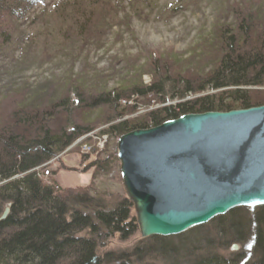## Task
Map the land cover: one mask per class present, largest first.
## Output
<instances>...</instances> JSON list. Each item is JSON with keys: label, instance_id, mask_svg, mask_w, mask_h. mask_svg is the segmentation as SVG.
<instances>
[{"label": "rangeland", "instance_id": "374dc122", "mask_svg": "<svg viewBox=\"0 0 264 264\" xmlns=\"http://www.w3.org/2000/svg\"><path fill=\"white\" fill-rule=\"evenodd\" d=\"M75 4V0H45L32 9L22 5L20 20L0 18V123L18 105L33 106L37 101L47 105L70 95L74 102L73 87L87 90L90 96L85 99L90 100L94 94L134 85L147 89L155 83L156 74L174 82L194 76L202 79L219 66L220 37L236 34L240 18L264 11V0H81ZM171 87L168 83L164 98L130 92L120 102L122 120L114 123L108 122L111 116L103 108L85 113L84 124L88 119L89 124L98 125L50 162V175L43 170L44 180H56V172L63 191L91 189L88 200L96 199L95 204L105 210L116 209L128 197L118 160L121 137L110 133L112 125L125 121L130 126H151V113L219 94L207 90L181 100ZM250 91L253 108L264 106V87ZM70 121L62 119L58 126L67 127ZM78 203L82 209L88 205ZM242 209L247 211L234 214L232 221L218 225L215 219L165 238L164 245L143 239L137 220L126 236H109V230L100 229L99 224L95 232L86 230L83 235L97 241L102 264H193L212 255L230 264H252L256 211ZM130 215V221L136 219L135 210ZM235 222L243 226L238 236L231 228ZM234 245L238 250H233Z\"/></svg>", "mask_w": 264, "mask_h": 264}, {"label": "trees", "instance_id": "16d2710c", "mask_svg": "<svg viewBox=\"0 0 264 264\" xmlns=\"http://www.w3.org/2000/svg\"><path fill=\"white\" fill-rule=\"evenodd\" d=\"M80 1L75 0V5H79ZM44 2L0 0V18L3 21L20 20L22 5L32 9ZM224 34V38L220 37L223 50L219 66L202 79L194 76L174 82L171 78L157 77L156 74L155 83L147 89L134 85L124 91L104 92L98 96L94 94L90 100L85 99L90 96L87 90L82 87L76 90L73 87L71 92L77 97L74 102L71 95L58 102L50 100L47 105L42 104L40 98V102L37 101L33 106L18 105V110L3 118L0 123V217L7 205L11 204L12 208L10 216L0 222V264L103 263L97 257V241L83 233L86 230L95 232L100 225L103 227L100 229L109 230V236L115 233L126 236L136 222V219L130 221L133 204L126 199L116 209L105 210L95 204L96 199L88 200V191L91 193V189L80 193L63 191L56 180L46 182L42 174L45 166L96 128L98 124H89L88 119L86 124L81 121L85 113L103 108L111 116L108 122L114 123L123 118L119 113L120 102L128 98L130 92L140 96L153 94L159 98L163 95L164 98L167 84L170 83L171 91L181 100L187 94L204 93L207 90L219 94L206 95L151 113L148 117L151 126H130V123L120 121L109 129L112 135L122 137L136 130L161 126L189 114L226 113L253 108L250 89L264 87V11L256 16L240 18L236 34ZM67 117L71 125L58 126ZM98 165L94 163L92 166ZM103 169L101 167L99 171ZM56 175V172L53 173L54 177ZM79 201L88 202L85 209L79 208ZM96 206L98 208L94 210ZM88 209H93V213H87ZM243 211L247 210L236 209L230 215L216 219V224L225 220L232 221L235 219L232 217L234 214ZM255 211L252 264H264V207L255 208ZM231 228L237 236L243 233L241 222L232 223ZM152 240L159 245L167 241L160 237H153ZM193 264L230 262L212 255Z\"/></svg>", "mask_w": 264, "mask_h": 264}, {"label": "water", "instance_id": "95a60500", "mask_svg": "<svg viewBox=\"0 0 264 264\" xmlns=\"http://www.w3.org/2000/svg\"><path fill=\"white\" fill-rule=\"evenodd\" d=\"M117 148L143 239L179 236L236 209L264 207V106L184 115L123 135ZM9 214L10 206L0 221Z\"/></svg>", "mask_w": 264, "mask_h": 264}, {"label": "built area", "instance_id": "2783aa9c", "mask_svg": "<svg viewBox=\"0 0 264 264\" xmlns=\"http://www.w3.org/2000/svg\"><path fill=\"white\" fill-rule=\"evenodd\" d=\"M49 164H51V163H49ZM49 164L47 166H45V170H46L45 174L48 175V176L50 175V170L47 169V167L49 166Z\"/></svg>", "mask_w": 264, "mask_h": 264}, {"label": "bare ground", "instance_id": "6f19581e", "mask_svg": "<svg viewBox=\"0 0 264 264\" xmlns=\"http://www.w3.org/2000/svg\"><path fill=\"white\" fill-rule=\"evenodd\" d=\"M36 171H37V170H36ZM9 206H10V214H11V208H12V205L9 204L8 207H9ZM3 214H4V213H3ZM3 214H2V216H3ZM10 214H9V216H10ZM2 216H1V217H2ZM9 216H8V217H9ZM1 217H0V219H1ZM8 217H7V218H8ZM0 222H2V221H0ZM234 246H235V245H234ZM236 246H237V245H236ZM232 248H233V247H232Z\"/></svg>", "mask_w": 264, "mask_h": 264}, {"label": "crops", "instance_id": "0c3cea01", "mask_svg": "<svg viewBox=\"0 0 264 264\" xmlns=\"http://www.w3.org/2000/svg\"><path fill=\"white\" fill-rule=\"evenodd\" d=\"M60 177H61V175H60ZM60 177H59V175H57V176H56V181L58 180V182H59V181H60ZM67 178H68V177H67ZM67 178H65V182H66Z\"/></svg>", "mask_w": 264, "mask_h": 264}]
</instances>
